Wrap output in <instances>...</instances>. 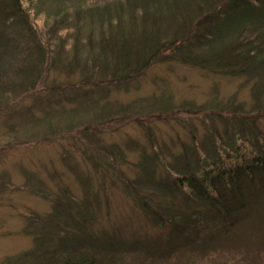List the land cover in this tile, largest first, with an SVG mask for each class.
I'll use <instances>...</instances> for the list:
<instances>
[{
  "label": "rangeland",
  "instance_id": "rangeland-1",
  "mask_svg": "<svg viewBox=\"0 0 264 264\" xmlns=\"http://www.w3.org/2000/svg\"><path fill=\"white\" fill-rule=\"evenodd\" d=\"M151 1L27 0L25 22L20 23L24 35L14 36V26L4 25L0 32V264H43L74 250L116 257L123 264H264L262 198L251 205L257 216L242 222L245 227L256 222L252 234L243 231L241 236L221 240L214 252L205 251L204 245L199 249L184 243L169 254L168 261L162 259L169 252L162 241L179 224L163 222L159 228L153 219L157 210L160 214L164 210L166 219L170 210H178L194 212L195 222L203 226L218 222L210 221L208 210H200L197 204L183 203V194L163 185L165 175L175 170L189 176L207 160L216 162L235 143L251 149L264 145V115L249 118L252 108L264 109V91L258 88L264 66L240 72L243 66L233 61L222 70L209 65L211 61L199 67L158 59L144 65L138 75L119 81L113 68L101 70V64H96L105 55L99 51L106 45L101 41L122 30L140 42L141 34L151 31L144 11L153 10ZM213 3L203 1L188 19L167 23L162 19L155 39L167 41L180 34L178 40H184L201 19L197 16L212 11ZM261 11L264 20V7ZM164 12L165 8L160 11ZM209 23L211 31L199 27L208 34L205 40L197 37L198 31L190 38L199 42L194 47L198 55L236 38V32L229 30L216 37L220 22ZM0 24H4L1 19ZM257 26L248 28L241 39L262 42L259 32L262 35L264 23ZM42 48L51 55L46 63ZM114 57L110 54L108 60ZM132 60L137 64L136 57ZM43 62L45 67L40 69ZM109 63L119 65V57ZM99 77L114 83L99 86ZM108 104L126 113L119 123L93 128L98 140L90 146L84 134L101 109L108 111ZM52 130L60 132L49 136ZM112 151H117L121 164L108 158L115 168L106 172L101 166L95 171L96 159ZM131 183L137 185L132 193L124 186ZM216 192H210L213 201ZM221 194L220 199L232 204L228 190ZM183 232L176 235L179 241L186 235ZM201 237L196 235V240Z\"/></svg>",
  "mask_w": 264,
  "mask_h": 264
},
{
  "label": "trees",
  "instance_id": "trees-1",
  "mask_svg": "<svg viewBox=\"0 0 264 264\" xmlns=\"http://www.w3.org/2000/svg\"><path fill=\"white\" fill-rule=\"evenodd\" d=\"M25 1L0 0V19L4 22V24H0V32L4 30V25L6 24L8 25L7 27L14 26L13 28H11L14 29V36L22 37L24 35V33L21 31V27L23 26H21L20 23L25 22L23 17V5ZM28 1L31 3H37L42 0ZM203 1L207 3L208 0H198L195 4H191L192 1L188 0H152L151 2H153V6H151V9L153 10H150L149 7L144 10L149 15V20L151 21L150 24H152V27L149 28L151 29V31H149V34L143 32L141 34L142 40L140 39L141 41L139 42V38H136V36H130V32L126 33L120 30L119 32L107 37V40L103 39L101 43L106 45L99 51L105 53V55L104 58L101 57L100 59H98L99 61L96 62L97 66L101 64L99 66L101 70H105L108 67L110 69L113 68V71L117 72V74H113V77L118 79L119 81L124 80L126 77V79H128L131 77V75L134 74L138 75L144 65H149L151 61L155 62L158 59L180 61L182 63H187L189 65L199 67L207 65L209 64L208 62L211 61L212 64L209 65L220 66L219 68H221L222 70H227V66L229 65L228 62L233 61L235 63H238L237 66H243L238 69L240 72H248L249 70L254 69L255 66H264V30L262 35L261 32H259V35L261 36L260 38H262V42L259 40L257 43L253 42L252 44V42L249 40L241 39L243 33L248 32V28L256 27L257 25V27H259V24L261 26L262 23H264V20L259 16V13L263 12L261 11V9H263L264 7V0H220V2L218 3V0H214L215 4L213 3L214 7L212 11L203 13V19L202 16H197L201 19H199L193 25V27H191L193 28V30L191 29V33L186 35V41L185 39L178 40V38L181 37L180 34L176 37L168 39L167 41L155 39L154 36L157 35V28L159 27L161 21H163L162 19H164V21L166 20L165 23L170 21L175 22L176 20L181 19L184 16L188 19L191 17V14L195 12V8H202L201 4ZM191 6L195 8L193 9L191 8ZM163 8H165V12L160 13ZM202 10L203 9H200V12ZM217 20H219L221 24L219 23L216 29V37L223 35V30H227V32L229 30L231 32H236V38L228 43L226 42L220 47V49H217L214 52L211 51L214 49H209L206 54L202 52L200 55H198L199 51L196 52V49L194 47H197L199 45V42L194 43L195 41L193 40V38L190 40L192 34H194L195 31H198L197 37L200 40H205L208 37V34H203L201 29H199L200 25L205 26L204 30L206 29L208 31H211L212 23L210 24L209 22H216ZM10 23L12 24L10 25ZM145 27L146 26H144L143 28ZM251 33L252 31L250 30V34ZM209 35L211 36L213 34L210 33ZM203 36L205 38H203ZM198 38H195V40H199ZM131 48L133 50L131 52H128L127 50H130ZM118 52H120L119 56L117 55ZM133 53H135V55H133ZM40 54L42 55V59H45V63L46 60H50L49 58H51V55L48 53L46 48H42V52ZM110 54L111 57L115 55L114 59L111 61H114L117 57H119V65L114 63L110 67L109 62L111 61L108 60V55ZM135 57L138 59L136 60L137 64H134L135 60H132ZM45 63L43 62L42 64H40V69H42V67H45ZM48 66L49 65H47V67ZM234 69L235 68L231 67V70L233 72H235ZM119 73H121V77L117 76ZM23 74L24 72L20 75ZM112 82L113 80L111 79H102L98 82L97 85L102 86L112 84ZM258 83V88L264 91V80L258 79ZM33 84L34 81L31 83V85H27V87L32 86ZM24 93L25 91L23 92V94ZM107 107L109 108L108 111H104V108L101 109L102 112H100L99 110V115L94 118V120L97 119L96 122H90L93 124L91 126L92 129H98L99 126L106 125L109 122L119 123L118 119H121L122 115L126 113L125 110L115 109L117 106L113 108L108 104ZM252 109L253 112H251L249 118L251 116H254L255 114L264 115V109L262 111L255 110L254 108ZM243 116L246 117V115ZM74 123H77V121L72 122L71 126H74ZM81 126L82 125L74 127V129H78ZM67 127H69L67 128L68 131L72 130L70 129V125H67ZM91 127H87V134H84V140H86L90 144V146L91 144H94L93 141L96 145L98 140L93 133L97 129H93L91 135L88 134L89 130H91ZM56 132L60 131L53 132L52 130V132L50 131L49 136H57ZM51 140H54V138H51ZM106 151L108 152V150ZM116 153L117 151H112V153L108 155L105 153V158L103 156H99L98 159H96L97 163L93 165L95 171H99L100 169H102L101 166L106 167V172H110V169L112 170L113 168H115V165H112L111 167L109 166V163H107L108 158L113 160L112 163L115 162L121 164V162H119L115 156ZM96 154H94L95 158L97 157ZM109 155L110 157H108ZM216 160L217 161L213 163L207 160V163L205 162V164L199 167L197 172L192 173V171H190L191 175L189 176L185 175V173L179 174V172H176L175 170L173 171V175H165V177H167V181L163 185L167 187L170 186V189L174 191L173 193L179 192L180 194H183V203L187 202V204H189L193 202L197 204L201 208L200 210H204V212L208 210V214H212L208 215L205 213L206 217L209 218L210 221H214V218H216L215 220H217L218 222L216 224L214 222L213 224L209 222L207 224H204L203 226L200 222H195V220L197 221V214H195L194 212L191 213L190 211H188V213H179L178 210L177 212L176 210H170L169 215H171V217H168V219H166L162 215L163 213H165L164 210H162L163 213L161 214L157 210V214H153V219L154 223H156L159 228L164 226L163 222H176L179 224V226H177L178 229L173 226L174 228H176L172 232L173 234H171L167 239L166 237H164L165 239L162 241L164 242V244L166 243L164 249L169 250V252L165 254L166 258H162L164 261H168L170 257L169 254L181 248L184 243H187L191 246L195 244L194 248L199 247V249L204 245L203 248L205 249V251L211 252L213 250H218L219 242L221 240L223 242L228 239L234 238L233 236H241L243 234V231H248V234L253 233V230L255 229L254 225L256 222H249L248 226L246 227L242 222H247V219L251 220L252 218H255L257 216L255 214L258 211H254V208H252L251 205L254 204V202L257 203L256 201L258 198L264 199V145L259 146L257 149H251L250 147H247V145L243 142L241 144L235 143L232 147V150L226 151L224 155H218ZM150 167L153 168L152 164ZM116 169H118V166H116ZM186 173L188 174V172ZM140 179L144 180V178ZM153 183H156V181H153ZM160 183L161 182H158L159 186L162 185ZM136 184H138V182ZM136 184L133 185L131 183L129 184V187L127 184H124V186L127 187L132 193L137 189ZM244 187H246L248 193L242 194V189ZM211 188L212 190H210ZM208 189L210 190V192L217 191L215 193V196L217 194V196L215 197V201L219 202L218 204H214L215 201H213L212 194ZM224 190H228L231 194V197L229 199L232 204L230 205H227V202L220 199V197H222L223 195L221 193H224ZM161 194H163V192ZM261 204L264 205V203ZM258 206L259 205H257V207ZM212 210H214V213ZM204 212L202 213L204 214ZM258 216L260 217V215ZM149 219L151 218L149 217ZM181 231H184L183 233L186 232V235L183 239H181L182 241H179L176 235ZM201 234L203 235L202 237ZM196 235H199L201 237V241L196 240ZM222 236L223 238L221 239ZM188 237H191V239H189ZM155 244L157 245L159 244V242L155 241ZM220 246H222V244ZM157 260V258H154L152 262L156 263ZM43 264H123V261L116 257H106L104 255L96 254L93 252H88L87 254L80 250H74L68 252L67 254H63L58 258L45 261Z\"/></svg>",
  "mask_w": 264,
  "mask_h": 264
}]
</instances>
